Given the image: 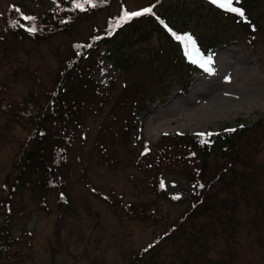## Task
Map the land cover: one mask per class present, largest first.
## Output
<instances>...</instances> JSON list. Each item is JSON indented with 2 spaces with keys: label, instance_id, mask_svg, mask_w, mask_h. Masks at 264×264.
I'll return each mask as SVG.
<instances>
[{
  "label": "rangeland",
  "instance_id": "obj_1",
  "mask_svg": "<svg viewBox=\"0 0 264 264\" xmlns=\"http://www.w3.org/2000/svg\"><path fill=\"white\" fill-rule=\"evenodd\" d=\"M109 1V9L75 23L69 32H59L38 43L24 39L19 45H13V52L9 49L11 43L1 44L0 93L15 99L30 98L32 94L41 98L44 87L50 86L51 80L57 77L59 60L55 51L64 52L70 43L85 41L93 24L102 29L107 16L119 8V0ZM10 2L18 3L22 12L31 11L35 15L54 5L52 0H0V24ZM204 2L202 8L199 1L194 3L192 0H125L129 10L153 6L156 12L167 16L173 28H190L201 40L206 38L205 32L214 27L207 10L208 3ZM258 5L260 10L257 11L260 12L261 7L264 9V0ZM180 8L192 11L187 24L178 16ZM245 38L248 42H244ZM166 43L161 33L153 32L146 40L136 41L125 51L131 65L109 59V63L114 61L117 64L113 66L115 69L105 72L94 68L92 75L105 88H110L111 98L105 100L98 112L90 110L83 116L86 135L80 130L74 131L67 187L70 198L64 203L69 207L59 216L62 207L56 201V190L19 188L13 205L15 213L10 217L9 225L12 234L19 236L29 231L31 238L30 244L20 250L21 255L27 252L29 257L16 264H127L132 252L151 241L157 231L166 229L186 210L187 204L181 199L189 195L191 188L185 177L171 169L161 178L167 194L159 199L165 218L163 223L144 224L118 216L100 195L109 187L122 192L128 200L154 197L142 188L145 174L132 163L136 151L141 149L140 144L143 142L146 148L154 149L162 135L199 136L198 133H204V136H214L228 129L250 127L259 119L264 127V25L256 35L240 33L227 45L217 46L205 55L206 59L211 57L206 68L208 74L205 71L192 72L193 80L186 92L178 83L169 81L170 93L165 97L161 96L160 90L153 91L155 87L160 88L154 66L158 65L161 72V65L156 60L150 63L147 59H155L153 54L156 52L162 56ZM100 48V52L105 49ZM17 57L26 59L43 72L42 83L28 81L23 74L17 76L13 73L18 64ZM113 78L116 79L107 82ZM168 80L165 74L164 84ZM113 97L125 102L126 108L133 107L129 116L134 119L128 145L119 139L120 135L109 139L111 151L119 159L116 169L103 162L94 147L100 124L118 126L125 121L119 117V124L109 121L108 113L114 108ZM96 98L105 96L99 94ZM142 105L146 107L141 110L138 107ZM5 121V116L0 115V186L8 174H12L13 158L23 150L28 134L27 126L9 123L7 127ZM82 136L84 142H81ZM249 138L254 146V155L249 157L257 163L249 180L260 190L258 196L248 197L247 201L239 199L235 213L230 212L232 220L228 218V222L225 221V208L221 215L223 219H217L210 212L187 219L180 230L161 241L153 253L146 252V264H264V233L260 231L259 220V216L264 215L260 208L264 207V128L258 133H250ZM86 161L88 166L84 169ZM220 196L228 195L221 191ZM256 199L260 203L257 207ZM3 212L4 207L0 208L1 225L5 221ZM194 222L195 229H203L201 233L193 232Z\"/></svg>",
  "mask_w": 264,
  "mask_h": 264
},
{
  "label": "trees",
  "instance_id": "obj_2",
  "mask_svg": "<svg viewBox=\"0 0 264 264\" xmlns=\"http://www.w3.org/2000/svg\"><path fill=\"white\" fill-rule=\"evenodd\" d=\"M192 1L194 3L199 1L198 5L204 8V0ZM259 1L232 0L243 11V17L208 3L207 10L211 14L210 20L214 22V27L205 32L207 36L201 40L200 36L190 28L184 30H177L172 26L170 28L167 16L157 13L153 6L147 7L152 9L150 13L133 17L117 27L116 21L123 11L134 12L127 8L125 0H119L118 11L107 16L106 24L102 29L93 24L92 31L85 41L70 43L64 52L58 49L55 51L59 60L57 77L51 80L50 86L44 87L43 104H41L42 97L33 94L30 98L23 96L15 99L9 94L0 93V115L5 116L4 125L8 127L9 123H16L28 128L25 146L19 152L21 154L17 153L18 155L13 158L10 170L12 174H8L7 180L0 186L2 190L0 208L5 209L3 212L5 221L0 225V264L21 263L23 258L29 257L27 252L24 255L20 254L23 246L30 244L29 231L16 236L12 234L9 225L10 217L15 213L13 205L19 188L40 187L45 190H56L58 194L56 201L59 205L70 198L67 187L71 175V146L75 139L74 131L80 130L86 135L83 116H86L90 110L98 112L105 100L111 98L110 88H104L96 83L89 73L92 66H97L98 59L99 61L104 59L95 57L97 50L102 46L106 47L110 52V58H115L117 63L123 61L128 63L129 58L125 51L133 43L146 40L153 32L161 33L167 41L161 52L163 55L160 56L156 52L153 54L155 59L150 57L147 61L152 63L156 60L161 65V72L158 65L154 66L157 71L156 82L159 83L160 88L155 87L153 91L157 93L160 90L163 96L169 89V81L176 82L185 89L188 86L187 78L198 70L181 54L174 37L183 35L195 37L201 45L200 48L207 53L219 45L227 44L237 34L256 35L263 30L264 25V9L261 7L262 11H257L260 10ZM79 2L84 3V0ZM93 2L95 7L85 3V10L82 11L74 8L73 0H54V6L46 12H41L40 15H35L31 11L25 14L19 9L18 3L10 2L4 14L1 13L0 45L11 43L9 49L13 52V45H19L24 39L38 43L59 32H69L75 23L89 19L97 12L110 7L109 0H93ZM178 12L183 23L187 24L192 11L180 8ZM24 16L34 17L35 20H25ZM33 24L36 26V31L29 32L27 29ZM109 32L111 35L108 34ZM244 42H248L247 38ZM16 61L18 64L13 71L14 74L17 76L23 74L28 81L32 79L35 83H42V71L21 57H17ZM165 74L169 80L164 84ZM99 94H103L105 98L97 99L96 95ZM95 102L97 104L93 106ZM113 104L116 109L112 107L109 111V121L119 124L118 117L121 121L124 118L125 121L118 126L100 124L94 147L101 160L110 168L116 169L119 167V159L111 151L109 139L120 135L119 139H123L125 145H128L134 119L129 116L133 113V107L126 108L125 102L122 103L120 98L114 99ZM144 107L146 106L142 105L138 108L142 110ZM261 120H257L250 127H239L234 131H226L214 136L163 135L154 149L146 148L143 143L140 144L141 149L136 151L132 163L145 174V179L141 183L142 188L154 197L147 200L142 198L128 200L124 198L122 192L109 187L106 193L100 195L118 216H125L129 220L144 224L163 223L165 218L159 199L165 198L167 194L161 187V178L171 169L179 176L185 177L191 188L189 195L181 199L187 204L186 210L166 229L157 231L151 241L132 252L127 264H146L144 258L146 252L153 253L159 247L158 244L173 232L180 230V226L187 219L206 212H210L217 219H223L221 215L225 208L224 216H227L225 221L228 222L229 219L232 220L230 212L235 213L239 199L247 201L248 197L258 196L260 190L253 185V181L249 180V176L256 171L257 163L249 157L254 155V146L247 137L250 133H258V130L264 128ZM84 137H81V142H84ZM202 141L206 142L202 143ZM87 166L88 161L84 162V169ZM221 191L228 196H220ZM257 199L256 207L260 205ZM66 208H60L58 215L61 216ZM260 208L264 211V207L260 206ZM212 212L218 214L215 216ZM259 217L260 231L264 233V215ZM192 225L193 232L203 231L201 227L195 229V222Z\"/></svg>",
  "mask_w": 264,
  "mask_h": 264
},
{
  "label": "snow or ice",
  "instance_id": "obj_3",
  "mask_svg": "<svg viewBox=\"0 0 264 264\" xmlns=\"http://www.w3.org/2000/svg\"><path fill=\"white\" fill-rule=\"evenodd\" d=\"M212 2L214 4H219V6L221 8H228L229 11L234 12V13H239L240 16L243 17L244 13L241 9L237 8V7H233L232 6V0H212ZM90 4L92 7H95V3L93 2V0H84V3H80L79 0H73V6L74 8H78L80 10H85L84 4ZM152 11L151 8H144L142 11H134V12H128V11H123L121 16L119 17V19L116 21V26H120V24L122 22H126L128 20H130L133 17H137V16H141L145 13H150ZM23 19L25 20H29V21H34L35 18L34 17H30V16H24ZM16 26V25H14ZM23 26V25H20ZM29 32H34L36 31V26L35 24H33L31 27H28L27 29ZM109 35H111V32L108 33ZM96 39H99V37H96ZM177 40H182L185 41L187 43L188 46L194 48V42L192 40V37L189 35H183V36H176ZM90 46V45H89ZM211 62V57H209L206 61L205 64H208ZM227 131H234V129H228ZM198 135L200 136H204V133H198ZM208 135H211L210 133ZM206 141H202V143H204ZM201 187L203 185H200ZM161 187H164V183L163 181L161 182ZM174 198H178V197H174ZM151 247V246H150Z\"/></svg>",
  "mask_w": 264,
  "mask_h": 264
},
{
  "label": "bare ground",
  "instance_id": "obj_4",
  "mask_svg": "<svg viewBox=\"0 0 264 264\" xmlns=\"http://www.w3.org/2000/svg\"><path fill=\"white\" fill-rule=\"evenodd\" d=\"M192 76H193V73L190 74V76L187 78L188 86H187L185 89H182V88H181V90H182L183 92H186V89L189 88V86H190V84H191V82H192V80H193ZM169 93H170V87H169L167 93L164 94V96L166 97Z\"/></svg>",
  "mask_w": 264,
  "mask_h": 264
}]
</instances>
